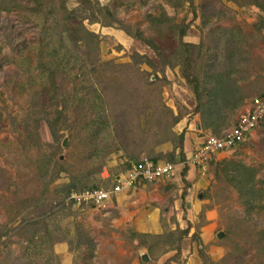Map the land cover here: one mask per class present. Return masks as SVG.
Instances as JSON below:
<instances>
[{
	"label": "rangeland",
	"instance_id": "1",
	"mask_svg": "<svg viewBox=\"0 0 264 264\" xmlns=\"http://www.w3.org/2000/svg\"><path fill=\"white\" fill-rule=\"evenodd\" d=\"M13 2L0 7V264H264V121L244 142L195 159L207 136L235 127L248 101L264 97V11L230 0H59L83 30L52 36L59 17L49 8ZM137 32L158 51L133 38ZM230 32L239 42L235 88L227 79L235 70L229 77L221 67L220 41ZM180 40L197 46L186 66L174 64ZM137 56L133 68L156 88L147 100L145 89L129 94L132 126L152 143L132 150L130 126L116 131L104 113L107 78L99 86L95 77L107 75L99 63L111 62L108 71L124 80L123 66ZM117 93L106 92L110 103L123 101ZM163 108L177 116L174 127ZM148 159L173 164L171 177L139 180L97 206L79 199L111 190L134 161ZM223 161L255 170L262 199L250 212L216 174Z\"/></svg>",
	"mask_w": 264,
	"mask_h": 264
},
{
	"label": "trees",
	"instance_id": "2",
	"mask_svg": "<svg viewBox=\"0 0 264 264\" xmlns=\"http://www.w3.org/2000/svg\"><path fill=\"white\" fill-rule=\"evenodd\" d=\"M14 0H0V7L1 10H8V8L13 9L14 6ZM184 0H177V2H179L181 4V2ZM233 1L235 4L237 5H253L256 6L257 8L261 9L262 11H264V0H230ZM33 2L37 5V10H39V8L41 7L42 4H44V7L46 9L49 8L48 13L49 15H56L59 17V19L56 20V26L55 28H57L56 34H51L52 36L58 35L61 33V30H65L66 32H69L72 34H75L73 32V28L76 30V32H81L83 30L82 26H79L78 24H71V17L69 16L70 14L67 13V11H65V8H63L62 4H59V0L57 2V0H33ZM51 3V4H50ZM50 4V6H49ZM39 11L42 12V9H40ZM219 19V18H217ZM77 25V26H76ZM81 30V31H80ZM184 30L180 31V34H184ZM58 33V34H57ZM84 34L85 36H93V34H89L88 32H86L84 30ZM46 37H48V34H45ZM74 36V35H73ZM133 38H136L138 40L143 41L144 43H146L153 51H158L156 44L151 40V39H144L141 35V33L137 32L135 33L134 36H132ZM238 37L236 35H234L233 32L228 33L227 37L223 40L220 41V43L223 44V48H224V56H225V61L221 64L222 68H228L226 70L231 69L229 72H226L227 75L230 77V75L233 74L232 70L234 72V78H232V82L228 79V81L230 82V84L232 86H234L235 88V82L236 80H238V77H236L239 73V69H238V62H236V56L238 55V51H239V42H238ZM49 42H51L50 40H48ZM181 47H183L184 51L182 54L179 55H175L173 56V58L178 59L179 62H174V64H179V63H183V65L186 66V62H187V58L189 56V52L188 49H194V47L196 48L197 46H193L190 44H185L183 42H181ZM137 60L132 64V65H124L123 67H125L124 69H129L130 71V76L124 80H121L119 77H115L117 76L116 73L112 70H110V72L108 71V66L116 67L117 65H114L111 62H106V63H99V66L102 67L104 69V71L107 72V75H103L102 76V72L98 73V76L95 77V80L97 82V84L99 86H101L102 84H104V80L102 78H107L108 82H106V87H104L105 90H103V92H100L99 94L103 97L102 101V106L105 107L104 109V113L105 115H107L108 121L110 124H113L115 126V130H120V128H123V130L130 129L131 130H126L128 132V138L127 140L129 141V143L135 145L134 148L132 150H139L136 149L135 147H137V145H140L139 148H143L144 146H150L152 143H148L146 137L144 136V134L146 133L145 129H141V132H139V128H140V124H138V122L136 123L135 127L132 126V123L136 122L137 119L135 117L136 113H131L128 110V105H131V101L130 100H134V98L130 97V95H134L133 97H138L140 96V89L144 90L146 92H143L144 94V98L147 100L148 97L147 94L151 93L155 90V85L154 82H147L145 81V79L141 76L142 74L139 73L138 71H135V69L133 68L134 64H139L141 60V57L137 56ZM162 62H164V59H162ZM165 63H169L168 61H165ZM43 65L44 63L40 64L38 63V67H40V69L43 71L42 73L45 74V72L47 70H43ZM169 65V64H168ZM169 66H172L171 64ZM208 66V65H207ZM209 68V66H208ZM206 70V69H205ZM226 70H222V71H226ZM207 71V70H206ZM211 71V70H209ZM221 72H216L217 74H225ZM219 74V75H220ZM52 75V73H49L47 76L50 77ZM212 76H215L212 74ZM216 77L213 78V83L216 81ZM233 88V87H232ZM113 91V92H118L117 94H115L116 99L117 98H121L123 101L117 103V102H112V100L110 101L108 99V96L106 95L107 91ZM130 90H134L132 92L129 93ZM136 92V93H135ZM193 93L196 95H199L198 90L197 89H193ZM130 94V95H129ZM51 98V97H50ZM50 98L48 99L50 102H52L50 100ZM103 101H106L108 103H103ZM55 105L58 106V104L55 102ZM200 107V104L198 105V108ZM161 112H164L162 117H164L166 115L167 119L171 120L169 126L174 127L177 122H178V118L177 116H174L173 113L169 110H165V108H163V110H161ZM55 120H59V115H61L60 111L55 110ZM147 118L149 119H153L155 118V122L158 120V118L154 117L152 114L148 115ZM145 125L147 122V119H145ZM49 127L50 126H54V123L48 122ZM159 128L162 126V122L158 123ZM132 126V128H131ZM207 125L205 124V127ZM170 127V128H171ZM170 128H166L167 132H169L168 135H172ZM148 132V130H147ZM213 133H218L217 131H214ZM179 140L180 143L182 144L183 142V135L179 136ZM151 142V141H149ZM132 147V146H131ZM134 159V157L131 158V160ZM153 165H156L157 162L155 159H148ZM136 163H138L139 161H134ZM220 168L217 169L216 174L218 175V177H221V179L224 180L225 185L230 188L231 190L235 191L238 196H245L246 200L244 201V204L246 205V211L250 212L253 208H254V203H252L251 201L257 200V204L261 201L262 199V195L258 193V191L255 190V183L254 181V176H255V170L252 168H248L246 166H244L241 163H236L234 161H223L221 163H219ZM131 165H128V167ZM256 204V205H257ZM259 210H264V199H263V204L261 203V206H259L258 208ZM32 227L36 228L38 226V223H32L31 224ZM48 237H50V233H48L47 231H44ZM32 235L35 234H39V230H33ZM263 233H258V238L262 236ZM31 240H28V243H30ZM34 248H36V244H34L33 246ZM35 251V249H33ZM199 255H201L199 253ZM203 255H201V259H203L202 257ZM55 258V257H54ZM57 260V259H56ZM29 263H33L32 261ZM49 264H59L58 261H53V262H49Z\"/></svg>",
	"mask_w": 264,
	"mask_h": 264
},
{
	"label": "built area",
	"instance_id": "3",
	"mask_svg": "<svg viewBox=\"0 0 264 264\" xmlns=\"http://www.w3.org/2000/svg\"><path fill=\"white\" fill-rule=\"evenodd\" d=\"M262 121H264V97L252 98L248 103L246 112L240 116L236 126L225 131L221 136H207L199 150L196 151L195 159L210 156L211 153L226 151L244 142L250 132ZM173 172L174 165L171 163L153 165L149 160H140L123 175L116 177L111 190L96 189L80 193L79 195L82 197L79 199L84 198L87 201H92L93 203H91L96 206L101 205L107 201L108 196L118 195L128 190L139 180L152 182L159 179H169Z\"/></svg>",
	"mask_w": 264,
	"mask_h": 264
},
{
	"label": "crops",
	"instance_id": "4",
	"mask_svg": "<svg viewBox=\"0 0 264 264\" xmlns=\"http://www.w3.org/2000/svg\"><path fill=\"white\" fill-rule=\"evenodd\" d=\"M248 103H249V101H248ZM246 105H247V103H246ZM247 106H248V105H247ZM196 127H197L198 129L200 128V124H199V122H197ZM159 213H160V211H159Z\"/></svg>",
	"mask_w": 264,
	"mask_h": 264
}]
</instances>
